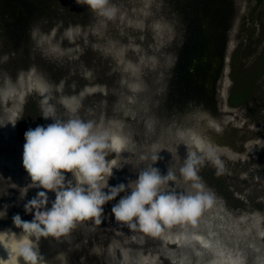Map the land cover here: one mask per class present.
<instances>
[{
	"label": "rangeland",
	"instance_id": "obj_1",
	"mask_svg": "<svg viewBox=\"0 0 264 264\" xmlns=\"http://www.w3.org/2000/svg\"><path fill=\"white\" fill-rule=\"evenodd\" d=\"M166 1L108 0L107 7L113 10V14L101 19L97 11L90 12L85 8V3H78L77 0H0L2 126H6L2 121H6L8 112L13 106L15 108L12 117L15 126L5 136L0 131V147L8 144L14 146L12 156L16 158L15 153L20 145H24V134L27 130L53 122L50 118L46 123L42 120L44 108L36 87L37 82H42L45 87L56 86L60 94L58 98L52 94L50 99L55 106L56 118L91 120L105 128L106 122L112 124L110 128L119 124L127 127L141 126L137 127V133L142 140V144L139 143L142 149H138L135 143L130 151L122 155L117 162L118 171L114 177H118L117 175L126 168V173H122L121 178L129 175L133 178L151 165L161 174L167 175L170 168L169 157H174L167 151L172 150L178 154L179 149L182 151L181 143L174 149H168L163 154L165 156L162 155V146L153 144L147 151L143 144L159 140L166 132L160 130L158 124H155L157 122L150 117L154 107L157 112H161L157 108L165 107L168 99L164 93L166 84L169 83L170 87L177 79L179 84L176 92L179 94L177 96H180L177 99L181 101L184 98L181 95L186 94L189 85L184 73H178L180 75L177 78L176 71L173 70L177 65L178 51L185 47L182 40L173 37L183 32V25L180 26L181 20L176 12H166L170 9ZM246 7H250V3L236 16L235 26L229 36L230 44L223 64L225 70L222 71L224 80L221 85V113L215 116L200 104L193 109L194 113L189 116V125L185 127L203 141L202 150L193 148L189 141L184 143V150L187 151V157L195 154L199 158L200 163L196 166L198 182L202 183L204 191L211 195L212 203L202 209L196 225L190 222L174 225L201 227L210 238L219 240L218 245L224 258L239 260L240 264H264V68L261 72H256L259 68V58L264 52V11L260 10L262 6H259L255 7L258 10L254 14L247 15L244 9ZM161 8H165L167 17L169 15V23V19L165 20L161 15ZM30 11L40 16L37 28L41 37L37 38L36 43L28 39L25 41L26 37H22L26 34V27L31 26ZM57 23L61 26L60 30L56 26ZM199 23L203 24V19ZM50 24L54 26L47 34L43 30ZM61 29L67 34L64 39L60 35ZM35 34L32 32L33 38ZM158 51L159 54L162 52L161 56L157 57L159 60L163 59L164 53L172 57L165 69L167 79L162 83L158 82L159 84L155 85V93L150 95L153 101L150 102L149 109L145 106V94L138 96L134 93L140 89L137 87L139 82L136 78L143 72L141 65L151 68L153 62H148L147 59L154 60V53ZM188 54L186 52V55ZM186 60L184 62H188ZM159 75L161 78L165 77L164 73ZM146 77L152 81L150 74ZM125 82H130L128 94H124L120 86ZM193 83L199 85L197 80ZM154 84L153 82L152 88ZM3 85L5 91H10L5 100L1 97ZM245 86L250 87L247 96L241 102L229 105L231 90L238 92ZM18 90L21 91L20 95ZM65 99H70V104H78L76 112L71 111ZM154 100L157 103L153 104ZM120 111H125V114L131 111L130 120L124 116L120 117ZM158 150L161 154L153 164L151 157L156 155ZM209 151L211 156L208 155ZM147 152L152 154L150 161L146 159ZM115 156L110 152L106 159L110 161ZM175 156L178 168L176 170L180 171L183 165L177 155ZM216 160L220 163H215ZM65 175L66 178H71L70 174ZM109 180H112L111 176L108 182ZM115 180L118 181L117 178ZM7 181L0 173V210L7 205L9 215L6 219H0V231L4 224L10 223L13 231L19 233L20 230L13 227L11 219L19 214L26 221L32 220L31 214H25L24 204L32 199L35 191L32 188L25 194L26 183L8 184ZM192 183L193 181L188 186L184 184L182 191L177 192L194 194L196 190L191 187ZM169 187L173 190L170 184ZM113 233L112 225L107 222L96 224L87 220L78 222L69 233L59 237H41L38 241L33 238L37 250L41 242V249L44 251L42 255L39 254V257L44 258L39 259L38 264H49L51 261V264H63V257L53 254L65 252L67 254L64 259L68 260L69 264H117L109 261L103 252L105 244L112 239L119 244L117 233ZM145 239L148 240V237ZM166 248L169 250V257L175 247ZM181 248L191 251L194 245H183ZM189 254V262L199 257L196 261L201 262L208 258L209 264L214 257V252L208 249H197ZM19 261L24 264L22 258ZM220 264L228 263L223 261Z\"/></svg>",
	"mask_w": 264,
	"mask_h": 264
},
{
	"label": "clouds",
	"instance_id": "obj_2",
	"mask_svg": "<svg viewBox=\"0 0 264 264\" xmlns=\"http://www.w3.org/2000/svg\"><path fill=\"white\" fill-rule=\"evenodd\" d=\"M77 2L87 4L100 15L113 14L107 7L108 0ZM68 107L76 112L78 104L72 103ZM42 117L53 122L25 132L22 154V166L31 181L25 194L32 188L42 191L24 204V212L31 214L32 220H23L19 214L12 217V225L20 230L19 233L11 229L0 231V248L7 253L3 264H19L21 258L24 264H38L41 258L33 238L38 241L41 237H59L69 233L78 222L87 220L100 224L103 205L126 190L130 194L124 195L112 207L111 215L116 222L153 236L160 235L164 226L192 224L202 209L211 205V195L198 182L196 166L200 160L195 154L189 155L180 168L184 180L193 181L194 194L172 190L169 182L176 179L175 175L167 171V175L162 176L153 165L140 171L137 179L127 185L108 187L117 161H109L106 157L110 152L126 151L127 138L91 120L56 118L55 106L47 100ZM12 125L15 126L14 121ZM151 158L156 162L158 154ZM65 174H70L71 178H66ZM48 192L55 194L50 208L46 207ZM7 207L0 210V219L6 217Z\"/></svg>",
	"mask_w": 264,
	"mask_h": 264
},
{
	"label": "water",
	"instance_id": "obj_3",
	"mask_svg": "<svg viewBox=\"0 0 264 264\" xmlns=\"http://www.w3.org/2000/svg\"><path fill=\"white\" fill-rule=\"evenodd\" d=\"M148 1L153 2L152 0H148ZM85 8L90 10V12H94V10H92L87 4H86ZM31 14H32L31 26L28 25L29 27H26V31H25L26 34L24 33L26 36L23 35L22 37L23 38L26 37L25 41H27V39H28V40H33L36 43L37 38L41 37L40 31L37 28V23H39V21H40V19H39L40 16L38 17V15H35L32 12H31ZM100 17L102 19V18H105L106 16L100 15ZM53 26H54V24H50L48 26V28L47 27L44 28L43 31H45L47 34H49L50 30ZM56 26L59 27V30H60L61 26L58 25V23ZM63 29H65V28H63ZM63 29H61L62 33L60 35L64 39L67 36V34L64 31H62ZM205 29H208L207 25H205V28H203V30H205ZM40 30H42V27H40ZM32 32L36 33L35 38L32 37L33 36ZM55 39L57 40V38H55ZM52 40H54V38H52ZM159 52L160 51L154 53V55H155L154 57H156L154 60H152L153 58L147 59L148 62L149 61L153 62L150 69L141 65V69L143 70V72L140 75H138V77L136 78L139 82V84H137V87L140 89L137 92H134L138 96H139V94H142V93H146V94L148 93V94L152 95L153 93H155L154 92V89L156 87L155 85H158L159 84L158 82L162 83L163 80L167 79L168 75L166 74L167 71L165 69H166V65L171 60L172 56L170 57L169 55H167V53H164L162 55L163 59L159 60L157 57L161 56V53H162L161 52L159 54ZM191 54H193V52H191L189 55H191ZM184 61H182V60L178 61L176 68L174 67L175 69L173 68V70L176 71V75H177L176 77L177 78L179 77L178 75H180L178 73H181V74L184 73V77L189 81V84H190V86L188 85V91L186 92V94L181 95V96H184L183 100L181 101V100L177 99V98H180V96H177L179 94L176 92V87L179 84L177 82V79H176V82L174 80V82L172 83V85L170 87H169V83L166 84L167 86L165 87L166 90L164 91V93L166 94L168 99H167L166 103L164 104L165 107L162 106L161 108H157V109H160L161 112L155 111L156 107H154L152 109V112L151 111H149V112H151L150 115H152L150 117L153 118L157 122L155 124H158V128H160V130L163 129L168 133L166 134V132H165L162 135V138H160L159 140H156L154 142L149 141L147 143L146 142L143 143V144H145V146H146L145 150H147V151H149L151 145L155 144L158 146H162L161 149L163 150V153H162V155H163V154H165V152L168 149H174V148L178 147V145H180V143L182 145H184L185 141L182 140L184 138L177 135L176 131L182 130L187 125H189V121H190L189 116L191 113H194L193 109H195V107L197 108V106L200 104L202 106L204 105L203 99H205V98H203L201 96L202 95L201 91L206 90V88H204V85L203 86L199 85V87L197 86V89L195 90L194 86H193V82L190 83L191 78L193 76H195L197 78L198 82H200L198 72L201 69L205 80L208 81L212 74L214 75L217 72H219V74H222V71L225 70L224 66H223L224 59H221V60L218 59V62L211 63V64L205 63L204 60H202V61L201 60L200 61L186 60L188 62H184ZM184 64H186V65L184 66ZM25 68H26V66H25ZM160 73H162V74L164 73L165 77L161 78L159 75ZM149 74L152 76V81L148 77H146ZM153 82L155 83L154 88H152ZM120 86L122 87L121 89L124 92V94H128V92L130 91L129 90L130 89V87H129L130 82H125V83H123V85H120ZM2 88L4 89V85L2 86ZM46 88L48 90L49 95H52V94L56 95L58 92L56 86L51 87L50 85H48ZM1 91L5 92V89L1 90ZM58 95L60 96V94H58ZM156 100H154L153 104L157 103V102H155ZM151 101L152 100L149 99V103ZM186 103L187 104L191 103V105H187ZM123 107L125 108V106H123ZM174 109H175V111H174ZM119 116L120 117L124 116L128 121L130 120V116L127 113L125 114V111L124 112L120 111ZM140 120L141 119H139V121ZM141 122H143V121H141ZM106 126H108L107 122H106ZM138 126L141 127L140 125H132V127L131 126L127 127L128 128L127 130H130V132H128V136L130 137L131 140H133L134 143H136L138 149H142V147L139 144L140 142L142 144V140L140 139V134L137 133V129L139 128ZM144 126H145V124H144ZM123 127H125V126H123ZM134 128H136V129H134ZM123 129L124 128H122L120 130L121 133H122ZM160 140H161V142H160ZM189 140H191V138ZM184 147H183V153L181 154V151L179 149V155H178L179 161L182 165L184 164V161L187 158V155H186L187 151L184 150ZM193 148H195V147L193 146ZM14 150H15V147L11 146L10 144H8L4 147H0V173L3 175V177H5L8 180L7 181L8 184H10V183L18 184V183H22V182L29 184L31 182L30 178L28 177L25 170L20 166L22 159L17 161V163H15V164H10L9 161H7L6 158H4L5 156L12 154ZM113 154L116 155L115 157H118V154H115V153H113ZM156 154L160 155L161 154L160 150H158V152ZM15 155H17V153H15ZM151 155H152L151 152H147V158H146L147 161H150L149 157ZM163 156H165V155H163ZM174 158H176V156ZM150 164H151V162L149 163V165ZM153 164H155V162ZM125 170H126V168H124V171L122 173H126ZM172 173L176 177L175 181H178L179 183L190 185L191 181H185L179 170H176L175 172L173 171ZM130 180H131V176L129 175L126 178H122L121 182L119 184L127 185ZM109 184H113V179L109 180L108 185ZM105 190H107V188H105ZM34 191H35V193L32 194L33 197H35V195L38 191H42V189L34 188ZM50 193H52V192H50ZM125 193L130 194L127 190L125 191ZM52 196L53 197L50 198L49 203L46 206L47 208H50L52 202L54 201L55 194L53 193ZM114 200L109 201L108 203L103 205V213H102V216L100 217L104 222H106V220H107L108 221L107 224L112 225V229L116 230V231H114L113 234L116 235V233H117V237L119 238V244L117 245V248H115V250L112 252V256H110L111 262L115 261V262H117V264H150L149 260L155 259L153 264H184L185 261H189L187 259L188 258L187 254L190 255L189 253L192 254L193 251L192 250L190 251V249L189 250H183L177 244V241H175V240L173 242H169L168 240H164L160 235L153 236L150 234H146V233H143L142 231H140L138 228L137 229H131L126 224H122L123 227H121V228L127 229V232H123V233L119 232L120 230H119L118 225L120 224V222H116L113 216L109 220V217L111 215V209L116 204V203L115 204L113 203ZM6 216L9 217L8 214ZM5 219H6V217H5ZM22 219L25 220L24 218H22ZM164 227H166V226H164ZM181 228L182 227L180 226V229ZM192 229L197 236H199V235H201V233H203L202 228L199 226H195ZM191 231H192L191 229H188L187 233H190ZM178 232L179 231L175 228V225H172L170 227L169 234L171 236H173L175 233H178ZM203 235H204V233H203ZM142 236L144 238L148 237V240H146V239L144 240V238H141ZM193 242H194L193 244L195 245L194 249H193L194 251H196L197 249H203L202 246L198 245L197 240H194ZM108 245H109V242H107L104 246L103 252H104L105 257H106V253L108 250ZM167 246H174L175 247L173 254L171 255V257H173L174 261L172 259H170V257L167 256L168 255V250L166 248ZM121 249L122 250L126 249L127 251L129 249H131L130 254L134 255V256L131 258H127V260L123 259L121 257V251H120ZM53 255L54 256L57 255L56 257H58V255H59V257L61 256L60 253H58V254L56 253ZM65 255H66V252H65ZM144 258H146V259H144ZM139 260L141 262H139ZM51 263H52V261L49 262V264H51ZM185 264H208V258L201 261V262H197L195 259H193V260H191V262H188ZM251 264H253V263H251Z\"/></svg>",
	"mask_w": 264,
	"mask_h": 264
},
{
	"label": "flooded vegetation",
	"instance_id": "obj_4",
	"mask_svg": "<svg viewBox=\"0 0 264 264\" xmlns=\"http://www.w3.org/2000/svg\"><path fill=\"white\" fill-rule=\"evenodd\" d=\"M247 3H250V7L244 8L247 15L254 14L258 10L255 7L258 8L259 6H262L259 9L264 11V0H173V2L167 0L166 4L170 9L166 12H176L181 20L180 26L183 25L181 26L183 32L173 37V39L182 40L183 46H185L178 51L177 62L188 59L189 61L204 60L205 63L211 64L218 62V59H224L230 44V32L236 23V16ZM208 7L209 10L207 11ZM160 12H162L161 15L165 20L169 19V15L167 17L165 13V8H161ZM201 19H203V24L199 23ZM167 21L169 23L171 20ZM205 25L208 26V29L203 30ZM186 52L189 54L193 52V54H188V56ZM198 74L199 85H204L206 88V90L201 91V96L205 98H202L204 100L203 107L216 116L221 113L223 108L221 85L224 76L217 72L206 81L201 69ZM195 80L197 78L193 76L190 81L192 83ZM193 86L196 90L197 86L194 83ZM18 94L20 95V93ZM13 109H15L14 106Z\"/></svg>",
	"mask_w": 264,
	"mask_h": 264
},
{
	"label": "bare ground",
	"instance_id": "obj_5",
	"mask_svg": "<svg viewBox=\"0 0 264 264\" xmlns=\"http://www.w3.org/2000/svg\"><path fill=\"white\" fill-rule=\"evenodd\" d=\"M147 57V56H146ZM145 61V60H144ZM36 87H37V90L39 91V94L41 95V102L43 103V108L45 107V100H47V103H49V104H53V103H51V101H50V99H51V95H49L48 94V90H47V88L45 87V85L42 83V82H37V85H36ZM36 90V91H37ZM9 92L10 91H8V90H6L5 92H1V97H2V100H5L6 98H7V96L8 95H10L9 94ZM157 92V91H156ZM18 93H21L20 92V90H18ZM59 93L57 92V94L56 95H54V97H56V98H58V95ZM145 94V106H147L149 109H150V104L151 103H149V99H150V94H146V93H144ZM153 101V100H152ZM72 101L70 100V99H65V103L66 104H70ZM60 107H61V103H60ZM42 109V108H41ZM148 109V110H149ZM144 110H145V108H144ZM15 114V109H12V110H10L9 112H8V114H7V120L5 121V120H3L2 121V124H4L5 123V125L6 126H2L1 124H0V126H2V127H0V131L2 132V135L3 136H5L8 132H10V130H11V128L13 127V125H12V117H13V115ZM127 114L129 115V116H131L132 115V112L131 111H127ZM45 123H46V121H48V119H42ZM43 124V123H42ZM118 124V123H117ZM114 125V124H113ZM38 126H41V125H38ZM110 126H112V124L110 125V123H108V126H107V128L108 129H110L111 131H113L114 133H118V134H120V135H122V136H124V137H126L127 138V140H128V147H127V149H126V151H124V152H122V153H120V154H118V157H115V158H113V159H116V161L118 162V160H119V158L120 157H122V155H125L126 153H127V151H130L132 148H133V146H134V142H133V140H131L130 139V137L128 136V132H130V130H127L128 128H127V126H125V127H123L122 125H117V126H114V128L112 127V128H110ZM151 126V125H150ZM37 127V126H36ZM36 127H34V129L36 128ZM187 127V126H186ZM122 128H124L123 130H122V133H121V129ZM187 128H184L183 130H181V131H179V130H177L176 131V134L177 135H182L183 134V136H180V137H182V138H184V139H182L183 141H189L190 143H191V145H192V147L194 146L195 147V149H200V150H202V147H203V141L201 140V138L200 137H197L196 135H194V133H190V131H187L186 130ZM187 131V132H186ZM200 132V131H199ZM196 133H197V130H196ZM195 133V134H196ZM203 134V133H202ZM185 135V136H184ZM191 138V140H189ZM197 142H199V145L200 146H198V144H197ZM182 145V144H181ZM190 145V146H191ZM17 146H19V144L17 145ZM183 147H184V145H182V151H181V154L183 153ZM18 152H17V157L16 158H14L13 156H12V154H10V155H7V156H5L4 158H6V160L7 161H9V163L11 164V163H17V161H19L21 158H22V154H23V145H20V147H18V150H17ZM167 152H169L171 155L173 154V156L175 157V155H177V157L179 158V152H178V154L176 153H174L172 150H170V151H167ZM169 154V156H171ZM174 157H169V160H170V162H169V165H170V168H168L169 169V171H171V172H175L176 171V169H178L177 167H176V164H175V158ZM14 159V160H13ZM113 159H111V160H113ZM12 160L14 161V162H12ZM110 160V161H111ZM22 165V164H21ZM118 170L116 169V168H114L113 170H112V175H111V178L113 179V184H110V185H108V187H115V185H117V184H119L120 182H121V174L122 173H119L117 176L118 177H114L113 175L114 174H117L116 172H117ZM120 172V171H119ZM161 174V173H160ZM162 176H164V175H166L165 173H164V175L163 174H161ZM127 176V175H126ZM114 177V178H113ZM118 179V181H116L115 179ZM137 179V176H135V177H133V178H131V180L130 181H135ZM129 181V182H130ZM128 182V183H129ZM169 184L171 185V187L173 188V190H175V191H182V187H183V183H179L178 181H175V180H173V181H170L169 182ZM186 186H188L187 184H185ZM104 191L105 192H107V190H105L104 189ZM52 194L53 193H50V192H48L47 193V195H48V201L50 200V198H52L53 196H52ZM124 195H126V193L125 192H122V193H120L118 196H117V198L113 201V203L115 204V203H117ZM54 200H55V197H54ZM244 216V215H243ZM112 217V215H110V217H109V220H110V218ZM100 220L101 221H103L101 218H100ZM106 222H108L107 220H106ZM118 227H119V232H127V229H122L121 227H123L122 226V223H120L119 225H118ZM182 228L180 229V227H175L179 232L178 233H175L173 236H171L170 234H169V230H170V227H168V226H166V227H164L163 228V231L161 232V234H160V236L164 239V240H168L169 242H173L174 240L175 241H177V244L181 247V246H183V245H189V246H192V243H194L193 241V239H192V237L193 236H197L195 233H194V231H193V227H189V226H187V225H183V226H181ZM2 231L3 230H5V229H11L12 231H13V228L10 226V223H8V224H4L3 226H2ZM191 229L192 231L190 232V233H187V230L188 229ZM130 230V229H129ZM128 230V231H129ZM114 231H116L115 229H114ZM203 231V233H204V235H203V233H201V235H199V236H201V237H203L204 238V240L205 241H207L208 243H210L211 245H212V247L211 248H205V247H203L201 244H200V242L198 241V245H200V246H202L203 247V249H208V250H212L213 252H214V257H212V260H211V262H209V264H220V263H223V261L224 262H226V263H228V264H233V261H236L235 259H232V258H224L223 257V255H220V253H221V247L218 245V242H219V240L218 239H216L215 237H211L210 238V236L208 235V233L205 231V230H202ZM14 232V231H13ZM118 232V233H119ZM262 232H264V230L262 231ZM119 235V234H118ZM142 238V237H141ZM117 245H118V241H116V240H114V239H112L110 242H109V245H108V250H107V253H106V258L110 261V256H112V252L115 250V248H117ZM194 245V244H193ZM195 246V245H194ZM57 247V246H56ZM60 247V246H59ZM191 250L192 251H194L193 250V248H191ZM200 250V249H199ZM121 251V257L123 258V259H125V260H127V258H131V257H133L134 255H131L130 253H131V249H129L128 251L126 250V249H124V250H120ZM43 250L41 249V242H40V248L38 249V253L40 254V255H42L43 254ZM168 253H169V250H168ZM61 254V257H63V264H69L68 263V260L67 261H65V254H62V253H60ZM67 254V253H66ZM130 254V255H129ZM200 255H202V254H200ZM168 256V255H167ZM221 256V257H220ZM233 256V255H232ZM170 257V259H172L173 261H174V259H173V257H171V256H169ZM7 258V254H6V252H5V250L4 249H2V248H0V259H6ZM41 259L40 260H42L44 257H40ZM189 258V257H188ZM187 258V259H188ZM197 258H199V257H197ZM197 258H196V260H197ZM144 259H146V258H144ZM259 259H261V258H259ZM185 260V259H184ZM154 261H155V259H151V260H149V263L150 264H153L154 263ZM260 260H257V262H259ZM20 262V261H19ZM115 262V261H114ZM139 262H141L140 260H139ZM189 261H185L184 262V264L185 263H188ZM197 262H199V261H197ZM19 264H21V263H19Z\"/></svg>",
	"mask_w": 264,
	"mask_h": 264
},
{
	"label": "trees",
	"instance_id": "obj_6",
	"mask_svg": "<svg viewBox=\"0 0 264 264\" xmlns=\"http://www.w3.org/2000/svg\"><path fill=\"white\" fill-rule=\"evenodd\" d=\"M263 54L261 55L260 59V63H259V68H257V73L261 72L264 68V52H262ZM249 86H245L244 88H242L241 91H234L233 89L231 90L230 96L228 97V104L229 105H235V103L237 102H241L244 97L247 96L248 91H249Z\"/></svg>",
	"mask_w": 264,
	"mask_h": 264
},
{
	"label": "snow or ice",
	"instance_id": "obj_7",
	"mask_svg": "<svg viewBox=\"0 0 264 264\" xmlns=\"http://www.w3.org/2000/svg\"><path fill=\"white\" fill-rule=\"evenodd\" d=\"M110 16H111V15H110ZM197 144H198V146H200V145H199V142H197ZM208 155L211 156L212 153L209 151ZM192 224H193V225H196V224H197V219H196ZM192 239H193V240H197V241H199L200 244H201L203 247H205V248H211V247H212V245H211L210 243H208L207 241H205L204 238L201 237V236H193ZM6 254H7V253H6ZM220 255H223V253L221 252ZM6 259H7V258H6ZM4 260H5V259H0V264H3V261H4ZM233 264H240V261H239V260L233 261Z\"/></svg>",
	"mask_w": 264,
	"mask_h": 264
}]
</instances>
